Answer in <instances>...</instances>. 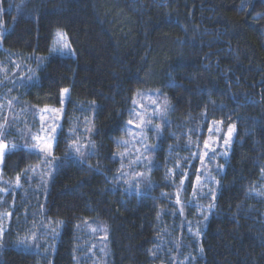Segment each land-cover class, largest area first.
I'll return each instance as SVG.
<instances>
[{
	"label": "trees",
	"instance_id": "trees-1",
	"mask_svg": "<svg viewBox=\"0 0 264 264\" xmlns=\"http://www.w3.org/2000/svg\"><path fill=\"white\" fill-rule=\"evenodd\" d=\"M0 31L6 76L30 68L22 81L0 79V139L16 146L1 170L10 223L0 218V264H91L88 224L106 229V264H264V0H0ZM57 31L76 58L49 57ZM63 89L70 99L45 159L24 146V114L61 107ZM139 91L171 107L149 191L129 194L117 185L118 141ZM212 121L234 125L235 143L217 190L188 207L195 145ZM29 233L36 242L21 245Z\"/></svg>",
	"mask_w": 264,
	"mask_h": 264
},
{
	"label": "rangeland",
	"instance_id": "rangeland-1",
	"mask_svg": "<svg viewBox=\"0 0 264 264\" xmlns=\"http://www.w3.org/2000/svg\"><path fill=\"white\" fill-rule=\"evenodd\" d=\"M60 34V35H58ZM4 32L0 31V42L2 41ZM66 43L69 47L67 49L62 47V43ZM61 57L65 59H74L76 58L75 52L72 46L69 43V40L63 31H57L55 34V39L53 46L51 48V53L49 57ZM10 59H12L9 56ZM1 66V65H0ZM15 66H18V63L15 62ZM21 70V69H20ZM18 71L12 74L11 77L6 76L5 69L0 68V79L4 80V83L14 80L17 77H20V81L25 79V74L30 71V68H26L25 71ZM2 73L4 75H2ZM141 95H137L135 98V103L132 105L131 109V118L130 120L133 121V124L126 125L123 138L120 139L118 142L119 145V152H118V160L120 161L119 172L117 174V185L122 187L126 193H136V194H145L148 193L150 188V175L149 170L152 169L155 159V154L157 151V145H159V136L162 135L163 128L166 126V118L169 113V109L171 107L170 101L166 95H162V93L158 91H139ZM70 97V91L67 94L62 95V106L59 108H52L46 107L42 109H38L36 111L21 113L25 116H31L30 127L23 128V138L28 142V145H24L30 147L33 143H36L32 139L33 136H39L42 138V144H50L51 145V155L48 154L47 151L43 153H39L37 150L36 152L39 155H42L45 159H49L53 157V153L55 150L56 140L59 135V130L61 127V123L63 120L64 112L66 106L68 104ZM2 96H0L1 100ZM166 102V103H165ZM140 105H143L141 108ZM13 106V104L9 105ZM1 108V107H0ZM158 110V111H157ZM1 111V110H0ZM136 113H140L143 115L144 121L147 122L149 119L151 120V125H158L160 128L159 132L153 131L151 125H147L141 128H137L135 125L140 123ZM19 115V114H18ZM6 117V121H7ZM168 122V119H167ZM165 124V125H164ZM55 127V133H52L50 130L51 128ZM221 131L219 133L215 132V126L213 127V134L207 133L204 140L209 139V136L212 135L213 139L216 136H219V140L217 144H214L213 147L216 148V153L214 158L213 153L208 151V156L204 157V162L199 165V172L198 175L200 176L199 182H196V186L194 189V193L188 200V207L197 203V197H202L206 199L209 197L212 190L216 191L218 182L215 179V173L217 172V168L220 165L221 160H226L228 153L235 143L236 137V129L234 130L232 137L230 138V144L224 145L223 140L225 138V132L227 128H225L222 124L219 125ZM146 137V139H145ZM4 143V142H3ZM211 143V141H210ZM6 144V143H5ZM147 144L151 149L150 151H145L144 145ZM8 146L7 149L4 150V155L2 161H0V218L2 221H7L10 223V216L3 215V202L4 198H2V194L4 193V181L2 178L1 170H2V163L5 157L9 154V149L11 146ZM86 145V144H85ZM79 148V152H76V149ZM85 147H81L80 145H75L73 147V156L77 158H82L84 156ZM205 151L203 148V142L199 147L196 148L195 153L196 155H200ZM227 153L224 155L223 153ZM147 159L151 163H140L138 161H143L144 158ZM48 170V169H47ZM136 173H143V176H138ZM175 175V172H173ZM47 174V173H45ZM48 175V174H47ZM172 182V181H171ZM176 203L177 198H173ZM201 208L199 215L202 217V213L204 212L205 207L197 204L195 205ZM1 221V222H2ZM193 224V223H192ZM200 220H196L194 225L199 227L201 225ZM52 232L47 231V237L55 235L57 232L55 230H51ZM84 233L86 237L85 246L90 250L89 256L92 259L91 264H106L105 262V255L107 249V232L103 226H96L93 224H88L87 228H84ZM40 235V233H37ZM37 235V236H38ZM36 236V235H35ZM33 234L29 233L25 235V243H27L28 247L32 246L36 240L32 239ZM84 246V247H85ZM84 251V248L82 249Z\"/></svg>",
	"mask_w": 264,
	"mask_h": 264
},
{
	"label": "snow or ice",
	"instance_id": "snow-or-ice-1",
	"mask_svg": "<svg viewBox=\"0 0 264 264\" xmlns=\"http://www.w3.org/2000/svg\"><path fill=\"white\" fill-rule=\"evenodd\" d=\"M58 35H60V34H58ZM60 42L62 43V41H60ZM62 47L65 48V49H67L69 46H68L66 43H62ZM29 79H31V77H29ZM68 91H69L68 89H63V90H62V95H63V94H67ZM137 95H141V93L137 92ZM69 99H70V97H69ZM133 102L135 103V101H133ZM9 103H11V101H9ZM165 103H166V102H165ZM140 107L142 108L143 105H140ZM157 111H158V110H157ZM136 115H137L138 119L140 120V123L135 125L137 128H141V129H143V127H145V126H147V125H151V120H150V119H149L147 122H145L142 114H140V113H136ZM204 118L207 119L206 114H205V117H204ZM222 123H223L222 121H212V122H211L212 126H215V132H216V133H219V132L221 131V128L219 127V125L222 124ZM128 124H133V121H132V120H129V121H128ZM212 126H210V127L208 128V132H209L210 134H213V127H212ZM151 127H152V130H153V131H156V132H159V131H160V128H159L158 125H151ZM234 130H235V126H234V125H229V126L227 127V130H226V132H225V138H224V140H223V144H224V145L227 146V145L230 144V138L232 137V134H233ZM7 131H8V128H7V121L5 120V122H4L3 124H0V137H4V136H6ZM50 131H51L52 133H55L56 128L53 127V128H51ZM189 131H193V129H190ZM32 139H33L34 141H36V143H33L30 147H27V150H28V151H30V152H34V153H35L37 150L39 151V153H43V152L47 151L48 154L51 155V151H50V149H51V145H50V144H42V143H41L42 138L39 137V136H33ZM145 139H146V137H145ZM218 140H219V136H216L215 139H213V136L210 135V136H209V139L203 141V148L205 149V151H203V153L200 154V155H196V154H194V158L199 159L200 162H201V164H203V162H204V157L208 156V151H211V152L213 153V157H210L209 159L214 158L215 153H216V148L213 147V145H214V144H217ZM210 141H211V143H210ZM188 143H189V145L193 144V142H192L191 140H189ZM195 146H196V147H199V144H196ZM7 148H8V146H7L5 143H3V139H0V161H2V158H3V155H4V150L7 149ZM15 149H16V146L13 145V146L11 147V149H9V151H12V150H15ZM144 149H145V151L153 150V149H151L147 144L144 145ZM76 152H79V148L76 149ZM223 154L226 155L227 153L225 152V153H223ZM185 159H187V158H185ZM138 162H140V163H151V162L147 159V157H145L143 161H138ZM197 171H198V170H197ZM173 174H174V173L172 172V170H169V172H168V176L170 177V176H172ZM136 175H138V176H143L144 174H143V173H136ZM181 176H182V179H181L180 183L183 184V183H184V180L187 179V175H186V173H184V172L182 171V172H181ZM199 180H200V176H199V175H196V182H199ZM17 184H19V177H17ZM176 203H177V204L180 203V200H179V194H177ZM181 212H182V209H181ZM8 215H10V214H8ZM205 219H206V217H205ZM3 233H4L3 228H0V244L3 243ZM32 239H33V240H36L37 238H36L35 235H33ZM20 244H21V245H24V244H25V241H24V240H21V241H20ZM36 246L38 247L39 245L37 244Z\"/></svg>",
	"mask_w": 264,
	"mask_h": 264
}]
</instances>
